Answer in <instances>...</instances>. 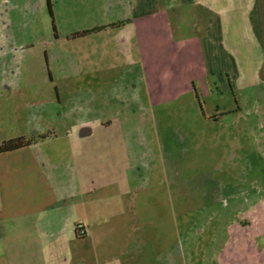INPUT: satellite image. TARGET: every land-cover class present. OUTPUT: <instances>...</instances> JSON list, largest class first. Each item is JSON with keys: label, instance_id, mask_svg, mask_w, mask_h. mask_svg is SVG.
Returning <instances> with one entry per match:
<instances>
[{"label": "crops", "instance_id": "1", "mask_svg": "<svg viewBox=\"0 0 264 264\" xmlns=\"http://www.w3.org/2000/svg\"><path fill=\"white\" fill-rule=\"evenodd\" d=\"M22 1L18 21L13 11L19 6L0 1V89L13 93L26 84L27 92L20 105L0 112V134L4 128L19 131L34 111L56 125L38 136L0 135V145L8 139L49 136L31 147L0 154V264H124L129 251L114 253L118 238L107 235L109 220L94 210H100L109 195L130 194L132 206L138 207L140 191L134 183L140 161L134 133L140 129L112 118L186 100L193 108L199 105L200 111L192 112L202 120L216 123L231 113L240 114V106H216L207 114L204 105L216 96L236 97L254 81L264 85V0H97L105 6L106 22L88 30L94 33L71 34L65 41L113 35L104 52L111 43L124 62L85 61L82 67L71 60L58 62L57 50L51 56L47 52V79L56 91L35 94V86L44 85L42 76L35 82L13 76L22 62L15 50L26 30L20 23L22 14L28 19L39 8L37 0ZM21 48L28 50V44ZM58 84L65 86L63 92ZM109 175L115 178L109 181ZM235 194H217L214 199L212 213L225 216V234L214 237L206 260L264 264V189ZM234 213L241 220H234ZM130 226V244H155L160 238L154 222ZM166 233L171 238V230ZM190 233L193 239V230ZM180 239L155 253L160 264H188Z\"/></svg>", "mask_w": 264, "mask_h": 264}, {"label": "rangeland", "instance_id": "2", "mask_svg": "<svg viewBox=\"0 0 264 264\" xmlns=\"http://www.w3.org/2000/svg\"><path fill=\"white\" fill-rule=\"evenodd\" d=\"M37 2L39 8L28 19L22 14L20 23H25L26 30L19 36L15 49L22 62L20 60V67L13 69V76L22 78L23 82H35L40 76L44 78V85L40 87L37 84L33 94L56 91V85L49 84L47 79V52L51 56L53 50H57L58 62L71 60L82 67L85 61L95 65L124 62L122 54L116 53L111 43L107 53L104 52L105 44L113 35L92 36L69 44L65 41L66 36L92 30L106 22L105 6L97 0H50L52 16L48 0ZM8 5L12 8L19 6L13 11L14 18H17L15 21H18L24 2L11 0V5ZM56 36L60 40L55 41ZM26 44L28 50L22 49ZM258 54L256 52L252 60L254 66ZM58 85L63 92L65 86ZM24 88L13 93L0 89V112L20 105L22 94L27 93ZM205 102L207 114L216 106L221 110L238 109L240 106L242 111L226 115L215 123L202 120L200 114H193V109L200 111L199 105L193 108L186 100L151 112L139 111L133 116L112 118L118 124L126 126L133 123L140 129V132L134 133L139 144L134 150L139 151L140 161L138 180L134 183L140 191L138 207L135 209L132 206L130 194L109 195L100 210H94L96 213L100 211L102 218L109 220L107 235L118 238L113 246L114 253L129 251L124 255V264H160L155 253L160 254L170 240L180 238L183 248L187 249L188 264H211L210 260H206V254L210 255L213 251L212 241L214 237L225 234V216L220 213L218 217L212 213L216 195L237 193L238 197L240 193L264 189V85L254 81L236 97L216 96ZM32 113L27 125L19 131L14 133L10 128H4L0 135L4 138L16 134L38 136L55 128V122L48 116L38 111ZM108 117L111 118L110 115ZM164 153L167 160L162 161ZM115 159L114 156L113 160L119 164ZM109 178L111 181L115 177L109 175ZM185 207H188L187 211ZM95 215L93 213L92 218ZM233 215L234 220H241L240 214ZM138 221L154 222L160 241L155 244H130L133 232L130 225ZM168 229L172 232L171 238L167 237ZM190 230H193V239L189 236ZM137 250H140L139 255L135 253ZM137 259L140 261L136 262Z\"/></svg>", "mask_w": 264, "mask_h": 264}, {"label": "trees", "instance_id": "3", "mask_svg": "<svg viewBox=\"0 0 264 264\" xmlns=\"http://www.w3.org/2000/svg\"><path fill=\"white\" fill-rule=\"evenodd\" d=\"M48 8H49V12L52 16V9H51V3L50 0H48ZM95 31H86L83 32L80 35H76V37H83V36H87L91 33H94ZM49 137L47 136H39V137H31V138H15V139H11L8 141L3 142L0 145V154H6V153H11V152H15L24 148H28L31 147L33 144L37 143L38 141L44 140L45 138Z\"/></svg>", "mask_w": 264, "mask_h": 264}]
</instances>
